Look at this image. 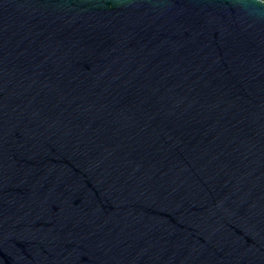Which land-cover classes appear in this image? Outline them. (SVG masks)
<instances>
[{
  "label": "water",
  "instance_id": "water-1",
  "mask_svg": "<svg viewBox=\"0 0 264 264\" xmlns=\"http://www.w3.org/2000/svg\"><path fill=\"white\" fill-rule=\"evenodd\" d=\"M0 264H264V0H0Z\"/></svg>",
  "mask_w": 264,
  "mask_h": 264
}]
</instances>
